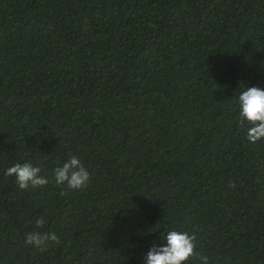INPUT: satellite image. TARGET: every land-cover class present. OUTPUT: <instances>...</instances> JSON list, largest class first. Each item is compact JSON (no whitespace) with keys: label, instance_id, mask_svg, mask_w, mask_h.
Listing matches in <instances>:
<instances>
[{"label":"trees","instance_id":"1","mask_svg":"<svg viewBox=\"0 0 264 264\" xmlns=\"http://www.w3.org/2000/svg\"><path fill=\"white\" fill-rule=\"evenodd\" d=\"M249 87L264 90V0H0V264H143L171 230L208 264H264ZM70 156L86 188L4 175ZM41 216L60 238L46 251L24 242Z\"/></svg>","mask_w":264,"mask_h":264},{"label":"clouds","instance_id":"2","mask_svg":"<svg viewBox=\"0 0 264 264\" xmlns=\"http://www.w3.org/2000/svg\"><path fill=\"white\" fill-rule=\"evenodd\" d=\"M236 102L239 105L238 121L241 128L246 127V140L255 144L264 139V90L258 87H249L243 90ZM41 168L31 163H15L6 169V177H15V183L21 190L29 187L43 188L54 181L57 187L66 186L68 190H81L86 188L90 174L83 163L75 156H70L62 166L53 170L51 177L41 175ZM229 187H235L230 184ZM62 195L65 193H61ZM47 223L41 216L35 221L36 231L25 234L24 242L40 251H46L49 243L58 244L60 238L56 233L39 231ZM162 239L165 246H153L144 258L143 264H185L190 258L208 264V257L196 252L197 235L187 231H168Z\"/></svg>","mask_w":264,"mask_h":264}]
</instances>
